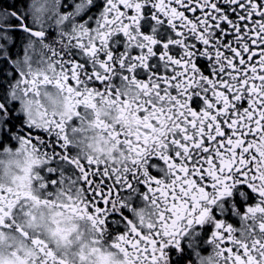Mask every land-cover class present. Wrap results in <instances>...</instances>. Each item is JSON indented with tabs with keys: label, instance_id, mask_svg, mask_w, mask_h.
Masks as SVG:
<instances>
[{
	"label": "snow or ice",
	"instance_id": "snow-or-ice-1",
	"mask_svg": "<svg viewBox=\"0 0 264 264\" xmlns=\"http://www.w3.org/2000/svg\"><path fill=\"white\" fill-rule=\"evenodd\" d=\"M23 3L25 0H15L12 7ZM100 9L103 14L95 24L98 42L86 45L82 40L74 41L85 59L67 66L60 61L71 110L67 122L78 115L79 105L73 103V93L81 96L77 89H107L112 94L109 76L120 70L125 78L131 74L134 82H142L138 87L154 88L161 99L169 98L173 131L165 140L163 154L158 152L144 169L133 160L132 168H125L123 175L107 163L71 160L67 122L53 119L40 126L27 119L10 99L15 95L16 77L5 74L9 67L6 62L0 66V147L19 137L37 150L44 149L46 156L51 152L53 164L63 160L72 168L78 167L86 196L83 210L96 218L98 230L106 229L115 236L114 246L125 256L131 250L133 259L142 257L147 264H193L194 253L206 252L205 243L217 242L229 261L244 264L242 258L248 257L252 264L246 246H233L232 224L226 221L235 209L226 199L217 206V200L231 194L228 185L235 177L247 180L249 157L256 145L264 142V0H102L93 11ZM117 24L119 35L113 47L108 37L111 26ZM92 28L89 23L87 29ZM137 38L145 43L128 50L125 42ZM116 55L119 64L114 60ZM154 108L148 101L141 115ZM144 127L155 131L153 123ZM140 135L145 142L149 138ZM161 163L173 169L174 179L167 190L159 171L154 170ZM56 171V167L48 169L52 185L57 183ZM137 187L145 199L151 194L153 201H162L170 213L168 219L161 214L162 227L149 225L147 234L133 224L130 211L134 202L131 207L122 203L118 210L108 211L116 197ZM210 192L216 199L209 198ZM241 193L249 206H244ZM232 195L233 203L245 213L261 211L258 200L255 207L251 206L253 194L247 189ZM257 195L264 198V191ZM15 203L9 193L0 192V219ZM222 208L228 215L220 214ZM185 232L187 235L180 239Z\"/></svg>",
	"mask_w": 264,
	"mask_h": 264
},
{
	"label": "clouds",
	"instance_id": "clouds-1",
	"mask_svg": "<svg viewBox=\"0 0 264 264\" xmlns=\"http://www.w3.org/2000/svg\"><path fill=\"white\" fill-rule=\"evenodd\" d=\"M46 2L55 8L57 0ZM60 23L62 19L52 21L54 27ZM119 28L118 24L111 26L112 35L108 40L113 47ZM98 32V27L87 29L82 24L77 25L63 37V45L57 44L56 47L66 49L71 45L75 48L74 41L78 39L86 45L97 43ZM153 38H156L155 33ZM141 43L145 42L139 38L125 42L128 50ZM104 51L106 54L107 49ZM114 60L119 64V55L114 56ZM61 68L60 60L54 58L35 64L26 70L22 81L15 86L14 97H10L21 113L36 125L43 126L53 119L67 122L71 114ZM45 77L47 82H44ZM58 82L61 84L59 87ZM138 83L142 82H134L131 74L125 78L117 70L109 76L112 94H108L107 89L90 92L85 88L77 89L81 92L79 97L73 93V103L79 105L78 115L66 123L65 131L71 160L84 164L89 159L101 165L107 163L110 168L117 169V174L123 175L125 168H132L133 160L138 161V168L144 169L158 152L163 154L165 140L173 131V122L169 119L172 115L169 98L161 99L154 88L149 91L138 87ZM148 101L153 102L155 108L141 115L140 110ZM145 123H153L155 131L145 129ZM141 133L148 135L146 142ZM141 149L143 152L137 155ZM44 151L42 148L37 150L19 137L0 147V192L9 193L16 200L8 215L0 219V264H147L142 257L133 259L135 253L131 250L125 256L121 248L114 246L115 236L106 229L98 230L100 225L96 218H90L91 214L83 210L86 196L79 183L78 167L72 168L63 160L53 164L51 152L46 156ZM253 153L249 157L251 169L247 180L235 177V181L228 185L231 194L217 200V206L226 199L231 207L234 202L232 194L246 189L252 192L251 206L255 207L258 200L261 211L235 212L233 246H246L252 264H264V230H261L264 225V198L257 195L264 191V142L258 143ZM54 166L57 183L52 185L48 169ZM68 168L71 169L70 176L65 170ZM154 170L159 171L161 183L167 190L174 179L173 169L161 163ZM144 195L139 187L131 193H123L115 198L114 206L108 211L118 210L122 203L131 207L134 202L135 207L130 211L133 224L137 230L147 234L151 231L149 225L162 227L161 214L168 219L170 213L162 201L157 204L151 194L148 199ZM209 198L216 199L215 193L210 192ZM168 203L170 205L171 201ZM243 203L245 207L249 206L246 201ZM186 235V232L182 233L179 238ZM203 247L207 251L194 253L193 264H235L234 259L229 261L217 242L205 243ZM49 252L51 256H48ZM242 259L244 264H249L248 257Z\"/></svg>",
	"mask_w": 264,
	"mask_h": 264
},
{
	"label": "flooded vegetation",
	"instance_id": "flooded-vegetation-1",
	"mask_svg": "<svg viewBox=\"0 0 264 264\" xmlns=\"http://www.w3.org/2000/svg\"><path fill=\"white\" fill-rule=\"evenodd\" d=\"M98 2L102 0H57L53 8L46 0H25V3L16 4L15 7H12L15 0H0V66L5 62L9 66L5 74L9 77L15 75L16 79L13 83L18 84L26 70L49 58L67 62L66 66L84 60L79 50L71 45L66 49L57 48L56 45H63V37L70 34L77 25L82 24L87 27L91 23L95 27L103 14V9L93 11ZM37 8L41 11L38 12ZM50 15H61L59 19L64 20L62 25L56 27L58 33L51 30L54 27L49 23ZM69 25L71 27H68ZM36 32H41L43 35L36 36L34 35ZM88 67L92 68L91 62ZM65 170L70 176L71 169ZM241 199L246 201L247 197L241 193ZM231 207L235 211L231 219L226 222L235 224L234 214L236 211H243V208H237L234 203ZM220 214L228 215V210L222 208Z\"/></svg>",
	"mask_w": 264,
	"mask_h": 264
},
{
	"label": "rangeland",
	"instance_id": "rangeland-1",
	"mask_svg": "<svg viewBox=\"0 0 264 264\" xmlns=\"http://www.w3.org/2000/svg\"><path fill=\"white\" fill-rule=\"evenodd\" d=\"M50 17H51L52 19H51ZM60 17H61V15H56V16H51V15H50V16H49V23H50V25H52V21H53V19H59ZM68 20H70V19H68ZM63 21H64V20H62V23H60L59 26L63 24ZM70 22H71V20H70ZM53 27H54V26H53ZM68 27H71V26L69 25ZM51 30H52V32L55 30V32L58 33L56 27L52 28Z\"/></svg>",
	"mask_w": 264,
	"mask_h": 264
}]
</instances>
